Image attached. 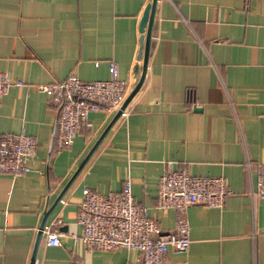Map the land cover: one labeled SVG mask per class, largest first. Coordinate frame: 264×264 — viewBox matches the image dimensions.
Listing matches in <instances>:
<instances>
[{
  "label": "crops",
  "instance_id": "crops-1",
  "mask_svg": "<svg viewBox=\"0 0 264 264\" xmlns=\"http://www.w3.org/2000/svg\"><path fill=\"white\" fill-rule=\"evenodd\" d=\"M149 2L0 0V72L11 82L0 99V136L22 132L36 142L29 172L0 174V264H28L42 214L115 113H89L90 126L54 152L57 109L33 85L69 74L104 80L112 60L128 93ZM263 107L264 0H156L141 86L47 215L33 264L131 263L134 251L83 249L81 189L117 193L127 176L133 200L170 232L179 213L154 209L167 168L221 176L232 191L220 208H186L187 250H168L167 264H264V198L249 195L254 164H264ZM45 230L58 233L59 245L45 244Z\"/></svg>",
  "mask_w": 264,
  "mask_h": 264
},
{
  "label": "built area",
  "instance_id": "built-area-1",
  "mask_svg": "<svg viewBox=\"0 0 264 264\" xmlns=\"http://www.w3.org/2000/svg\"><path fill=\"white\" fill-rule=\"evenodd\" d=\"M21 85L20 81L13 82ZM11 85L6 74L0 72V99ZM33 88L45 94L57 109L53 125L52 150L69 147L78 132L90 126L87 116L96 111H116L127 94V83L117 78L112 60L107 62V78L83 82L69 74L60 82L35 84ZM124 110L120 116L124 115ZM264 118V107L262 111ZM35 140L22 132L0 136V174L17 176L30 171ZM249 172V162L245 163ZM232 191L221 176H195L184 170L167 168L157 180L154 209L164 212L174 209L179 216L170 232H160L157 218L135 202L126 176L117 193L100 194L82 188L76 222L81 228L79 241L86 251H134L136 257L129 264H167L166 253L172 250L185 253L188 247V222L184 212L189 205L198 204L220 208ZM250 198H264V164H254V181ZM45 244L59 245L58 233L45 230ZM177 264H187L185 260Z\"/></svg>",
  "mask_w": 264,
  "mask_h": 264
},
{
  "label": "water",
  "instance_id": "water-1",
  "mask_svg": "<svg viewBox=\"0 0 264 264\" xmlns=\"http://www.w3.org/2000/svg\"><path fill=\"white\" fill-rule=\"evenodd\" d=\"M155 4H156V0H150V2L144 6L142 13H141V16H140V19H139V23H138L139 31L141 33L144 31V34L140 35V45L142 44L143 48H142V52H141V69H140V73H139L137 82L132 87V89L127 93V95L125 96V98L121 102L119 108L115 111V113H114L113 117L111 118L110 122L108 123V125L105 127V129L101 132V134L99 135L97 140L91 146V148L89 149V151L87 152L85 157L82 159V161L80 162V164L78 165L76 170L73 172L72 176L69 178V180L66 182V184L61 189L59 194L56 196L52 205L42 214L41 221H40L38 228H37V231H36V235H35V239H34V243H33V247H32V251L30 254L28 264L34 263V255H35L36 246H37L38 240L40 239L41 233L44 229V223H45L47 215L49 214L51 209L54 207V205L59 201L61 195L66 190V188L69 186L70 182L75 177V175L80 170V168L85 163V161L88 159L90 154L93 152L94 148L97 146V144L99 143L102 136L109 129V127L116 120V118L120 116V113L124 110L127 103L130 101V99L134 96V94L137 92V90L141 86V83H142L143 78H144L145 70H146V61H147L149 41H150V29H151V25H152V18H153V12H154V8H155Z\"/></svg>",
  "mask_w": 264,
  "mask_h": 264
}]
</instances>
